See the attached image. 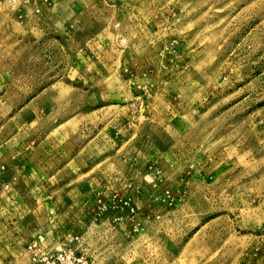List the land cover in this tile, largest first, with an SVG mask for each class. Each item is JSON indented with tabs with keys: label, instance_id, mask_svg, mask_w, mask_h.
I'll return each mask as SVG.
<instances>
[{
	"label": "rangeland",
	"instance_id": "374dc122",
	"mask_svg": "<svg viewBox=\"0 0 264 264\" xmlns=\"http://www.w3.org/2000/svg\"><path fill=\"white\" fill-rule=\"evenodd\" d=\"M264 264V0H0V264Z\"/></svg>",
	"mask_w": 264,
	"mask_h": 264
},
{
	"label": "built area",
	"instance_id": "2783aa9c",
	"mask_svg": "<svg viewBox=\"0 0 264 264\" xmlns=\"http://www.w3.org/2000/svg\"><path fill=\"white\" fill-rule=\"evenodd\" d=\"M84 255H79L72 249H65L55 254L41 258L37 264H87Z\"/></svg>",
	"mask_w": 264,
	"mask_h": 264
}]
</instances>
